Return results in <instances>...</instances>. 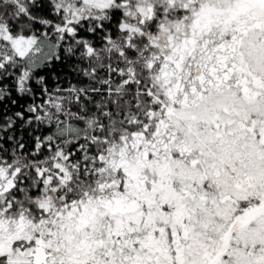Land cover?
<instances>
[{
  "label": "snow or ice",
  "instance_id": "6c2138e0",
  "mask_svg": "<svg viewBox=\"0 0 264 264\" xmlns=\"http://www.w3.org/2000/svg\"><path fill=\"white\" fill-rule=\"evenodd\" d=\"M0 264H264V0H0Z\"/></svg>",
  "mask_w": 264,
  "mask_h": 264
}]
</instances>
